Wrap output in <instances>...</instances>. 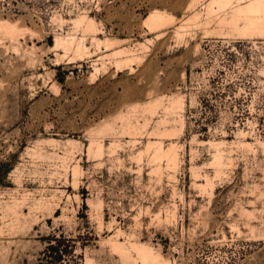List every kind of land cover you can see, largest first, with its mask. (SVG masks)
<instances>
[{
	"label": "rangeland",
	"instance_id": "rangeland-1",
	"mask_svg": "<svg viewBox=\"0 0 264 264\" xmlns=\"http://www.w3.org/2000/svg\"><path fill=\"white\" fill-rule=\"evenodd\" d=\"M263 17L0 0V264H264Z\"/></svg>",
	"mask_w": 264,
	"mask_h": 264
},
{
	"label": "trees",
	"instance_id": "trees-1",
	"mask_svg": "<svg viewBox=\"0 0 264 264\" xmlns=\"http://www.w3.org/2000/svg\"><path fill=\"white\" fill-rule=\"evenodd\" d=\"M46 250H47V252L50 253L51 255H53V254L56 255V258H59V259H60V258H62V256H63L62 254H59V253H58V248H57V246H54V245H52V244L49 245V246L47 247ZM46 254H47V253H46Z\"/></svg>",
	"mask_w": 264,
	"mask_h": 264
},
{
	"label": "bare ground",
	"instance_id": "bare-ground-1",
	"mask_svg": "<svg viewBox=\"0 0 264 264\" xmlns=\"http://www.w3.org/2000/svg\"><path fill=\"white\" fill-rule=\"evenodd\" d=\"M223 2H224V1H223ZM255 6H256V5H255ZM261 7L263 8L262 5H261L260 7H257V8L260 9ZM253 8H254V7H253ZM255 8H256V7H255ZM156 13H157V12H156ZM152 14H153V13H152ZM154 15H155V14H154ZM154 15H153V19H155V21H156V20H157V18H156L157 15H155V16H154ZM159 16H160V15H159ZM154 17H155V18H154ZM158 18H159V17H158ZM263 18H264V17H263ZM153 19H152V20H153ZM255 20H256V19H255ZM257 21H258V20H257ZM263 21H264V19H263ZM153 22H154V21H153ZM253 22H254V21H253ZM260 23H261V22H260ZM255 24H256V26H257V23H256V22H255ZM255 24H254V25H255ZM263 24H264V22H263ZM263 24H262V25H263ZM154 26H155V25H154Z\"/></svg>",
	"mask_w": 264,
	"mask_h": 264
}]
</instances>
